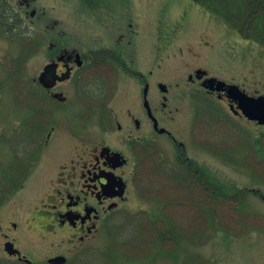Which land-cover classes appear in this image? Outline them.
<instances>
[{
  "label": "flooded vegetation",
  "instance_id": "af4514ba",
  "mask_svg": "<svg viewBox=\"0 0 264 264\" xmlns=\"http://www.w3.org/2000/svg\"><path fill=\"white\" fill-rule=\"evenodd\" d=\"M106 1L0 0V38L15 51L0 68V211L16 187L24 190L43 153L53 149L63 156L37 195V240L31 246L15 223L0 226V259L78 263L104 223L128 212L135 183L149 174L159 179L153 182L159 196L174 184L170 177L183 178L184 213L203 226L205 173L192 165L182 136L191 122L181 125L179 115L186 107L191 119L221 128L233 121L257 125L229 89L236 86L249 98L264 95L193 65L199 56L192 51L173 52V39L159 36L157 10ZM253 158L247 172L263 173ZM221 184L220 195L230 190L238 204L245 195L264 202L254 187ZM165 208L157 219L175 217ZM184 231L192 233V226ZM9 244L19 255H8Z\"/></svg>",
  "mask_w": 264,
  "mask_h": 264
},
{
  "label": "rangeland",
  "instance_id": "374dc122",
  "mask_svg": "<svg viewBox=\"0 0 264 264\" xmlns=\"http://www.w3.org/2000/svg\"><path fill=\"white\" fill-rule=\"evenodd\" d=\"M118 2L133 4L138 6L139 10H143L142 7L157 10L159 36L173 39V52H177V49H181L183 53L192 51L194 56H199L193 65H203L211 74L240 86L251 95H264V46L242 38L222 18L209 13L193 0ZM75 3L73 0H65L67 5ZM106 4L117 2L107 0ZM13 48V45L0 38V68H3L10 56L15 55ZM17 115L15 112L12 117ZM178 120L181 125L186 121L191 122L190 132L182 130V136L187 138L184 144L188 156L203 171L208 172L207 175L213 182L222 183L221 185L227 188L232 186L233 189L254 187V190H259L264 195V172L249 173L245 168L250 165V156L253 158L254 152L257 155L255 154L253 162L264 165V138L260 140L264 137V126L238 124L239 122L233 121L234 123L230 124L237 127L234 133L231 125H227L225 129L211 120L203 121L200 117L191 119L186 107ZM237 138L240 140L238 144L235 143ZM63 153H66V150ZM167 156L170 157L169 149ZM62 159L61 153H55L53 149L43 153L35 161L37 166L24 190H16L14 199L0 211V226L7 229L8 224L12 222L17 224L18 230L25 229L31 246L38 237V228H35L34 223L37 195L55 165L62 162ZM152 184L153 182L144 181L139 185L135 183L134 197L130 201L128 214L107 220L92 239L90 249L85 248V253L76 264H264V202L251 195H245L247 198L239 204V214L262 217V227L260 225V228H256L259 230L253 227L250 218H232L235 214L234 208L228 204H223L225 206L222 209L229 218L219 220L222 216L214 213L206 203V220L201 226L199 218L194 217L193 213H184V196L179 192L169 201L170 204L174 201L179 204H172L175 208L171 211L164 209L168 214H175V217L167 216L174 222L170 241L166 238L161 240L156 235L152 239L141 237L142 243L139 240L141 229L145 228L148 221L156 220L160 216V209L164 205L152 202L157 192ZM170 192L172 194L171 190ZM228 193L232 198L233 192L229 190ZM222 209L216 207V211L220 212ZM185 217L189 219L186 220ZM189 226H192L193 231L186 235L184 230ZM151 227L152 225L147 227L149 233L156 231ZM145 243L148 249H144ZM138 251L140 257H135ZM10 262L11 260L0 259V264Z\"/></svg>",
  "mask_w": 264,
  "mask_h": 264
},
{
  "label": "trees",
  "instance_id": "16d2710c",
  "mask_svg": "<svg viewBox=\"0 0 264 264\" xmlns=\"http://www.w3.org/2000/svg\"><path fill=\"white\" fill-rule=\"evenodd\" d=\"M193 1L197 5L206 9L209 13L219 18H222L228 25L234 28L241 35L242 38L253 40L264 46V0H193ZM192 165L195 168L200 169V167L193 161H192ZM172 170L175 172V174H178L177 170L175 169ZM203 173H205L204 181L206 182V190L208 192L207 194L208 208H211L214 213H218L219 216H222L219 220H222L223 218L225 219L229 218L228 214H225V212L222 209L225 206L223 204H228V205H232V207L234 208L233 210L235 214L233 215L232 218H234V216L236 217V219L238 218V216L244 220L250 218L253 227L255 229L260 228V225L262 227L263 220L258 216L244 215V214L243 216H241L239 214L240 212L239 204L235 202L233 198H231V195L225 192L223 193V195H220V192L217 189L218 187L217 183L213 182L209 178V176L207 175L208 172L206 173V171H203ZM147 176H153V174L145 176L144 179L147 183L159 180L158 178H154V181H152L153 177L148 178ZM168 180H171L174 184L172 186L168 185L167 192L162 196H159L156 192V196L152 201L162 205L164 204L163 207H166L165 209L170 207L172 204L178 205L179 203H175V201L174 203L170 204L169 201L171 197L179 192H181V194H183L182 196H184L186 190V185L185 183H183L185 182V180L183 178L170 177ZM198 180L199 181L201 180L200 177H198ZM18 189L20 188L16 187L13 190V192H15ZM153 189L157 190L156 187L154 186ZM170 190L172 191V194ZM163 200L164 202H162ZM220 205H222V207ZM218 206L222 209L220 212L218 210L216 211V207ZM173 208L175 207H170L169 211H171ZM173 223L174 222L171 219H168L165 216H163L160 219L152 220L151 222L148 221L145 228L141 229L142 233L141 232L139 233V237H140L139 240H141V237H144L145 239H152L154 236L157 235L158 238L161 240L162 238L163 239L166 238V240L170 241L169 236L173 234L172 233ZM150 225H152L151 227L152 230L156 229V231L153 230L156 232L154 233V235L152 234L153 231L151 233L147 231V227H149ZM145 234H148V236H146ZM144 245H145L144 249L149 248L146 243ZM138 255L140 256L139 251L136 252L134 256L138 257ZM11 264H15V263H11Z\"/></svg>",
  "mask_w": 264,
  "mask_h": 264
},
{
  "label": "water",
  "instance_id": "95a60500",
  "mask_svg": "<svg viewBox=\"0 0 264 264\" xmlns=\"http://www.w3.org/2000/svg\"><path fill=\"white\" fill-rule=\"evenodd\" d=\"M218 85L222 86L223 83H218ZM229 91L230 96L238 101L239 109L241 110L242 114L248 120L254 121L258 125L264 126V97L249 98L242 92H240L239 89L235 86L230 87ZM6 251L10 256L19 255L18 251L15 250L10 244L6 248ZM50 263L63 264L64 259L57 258L50 261Z\"/></svg>",
  "mask_w": 264,
  "mask_h": 264
}]
</instances>
